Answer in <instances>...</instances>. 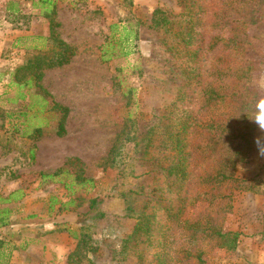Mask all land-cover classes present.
<instances>
[{"label":"rangeland","instance_id":"obj_1","mask_svg":"<svg viewBox=\"0 0 264 264\" xmlns=\"http://www.w3.org/2000/svg\"><path fill=\"white\" fill-rule=\"evenodd\" d=\"M32 1L25 0L21 7L29 30L21 36L9 31L1 33H5L6 43H24L43 50L49 33L48 20L43 12L51 6L41 5L39 1L32 5ZM51 1L54 19L58 23L55 32L65 43L75 47V54L68 64L43 72L40 85L49 96H37L33 91L22 90L24 98L17 101L11 88L7 99L16 101L2 102L4 107L10 106L3 111L12 113V116L16 114L22 123L18 124L16 132L6 127L3 132L6 134L0 136V178L8 179L6 183L9 179H17L18 185L16 191L9 192L4 185L0 186V196L13 194L23 198V203L16 208L22 211L19 221L17 219L20 226L16 230L11 228L6 234L4 263L66 264L76 243L72 233L77 235L81 227L90 237L92 250L78 264H138L135 252L126 255L120 251V245L134 228L137 212L133 213L131 209L136 207L133 208L136 211L142 201L137 196L158 182L148 172L146 156L141 154L146 137H150L151 127L153 132H159L160 122L169 117L167 109L178 108L179 112L187 107L205 105L200 117L211 115L217 128L239 130L246 138L244 162H235L233 173L245 181L249 190L233 191L224 214L216 206L208 210L204 200L194 198L201 191L196 188V176L201 174L202 168L203 173H208L214 165L209 161L208 146L204 151L203 146L198 147L206 142V132L201 138L196 135V140L191 143L192 150H189L195 175L187 185L188 194L193 198L174 220L179 228L176 241H179V247L184 245L186 224L196 219L202 222V217L210 214L211 219L220 223L222 233L235 232L237 237L232 249H226L227 244L223 241L214 243L211 240L202 245L201 264H264L261 230L264 157L258 154L253 142L260 133L249 120L256 102L264 98V90L257 86L264 77V0L254 1L252 13L255 12L258 20L241 27L243 42L231 57L237 66L246 63L245 68L240 76L235 77L236 80L215 81L219 90L227 89L228 93L225 98L218 96L209 102L207 93L192 94L191 97L187 88H181L179 70L162 51L164 43L173 40V32L164 35L150 27V16L155 8L163 10L165 15L178 14L177 0ZM1 10L0 7V23ZM111 25L116 27L110 29ZM121 27L129 31V37L136 36L125 48L128 54L102 61L100 47L106 41L115 42ZM219 33L217 37L224 35ZM34 52L27 53V57ZM115 53H118V47ZM204 57L200 62L203 71L200 77L207 80L205 70L214 67L216 57L211 54ZM224 59L226 61L228 57ZM216 68L219 67L216 65ZM184 94L186 96L182 97ZM42 98L67 109L63 135L53 134L54 115ZM36 129H40L37 136ZM116 137L118 143L111 157L113 161L105 164ZM221 149L224 152L221 156L227 157L231 146ZM5 150L13 151L8 153ZM221 156L217 155L216 163ZM66 159H76L77 162L70 161L62 167ZM58 168L65 172L62 171L53 181L42 180L39 176V173H51ZM78 169L81 178L88 182L72 181L71 173ZM93 198L94 205L88 208V201ZM59 206L61 210L57 211ZM14 209L6 208L9 211ZM177 243H174V249ZM186 258H179L181 264H196Z\"/></svg>","mask_w":264,"mask_h":264},{"label":"trees","instance_id":"obj_2","mask_svg":"<svg viewBox=\"0 0 264 264\" xmlns=\"http://www.w3.org/2000/svg\"><path fill=\"white\" fill-rule=\"evenodd\" d=\"M38 1L41 5L51 6L50 9L43 12L44 17L48 20L49 31L46 49L37 50L26 58L24 63L14 71L13 83L25 92L33 91L37 96H41V94L42 96H49L40 85L43 72L68 64L75 54V47L65 43L55 32L54 27L58 23L54 19L53 2L51 0ZM254 1L177 0L179 12L174 16L165 15L163 10L157 8L152 11L150 27L156 31H161L162 34L173 32V40L164 43L165 47L162 51L168 55L172 64L179 70L182 80L181 88H187L191 97L192 94L207 93V102L218 96L225 98L228 90H219L215 81L221 79L236 80L235 77L240 76V72L245 68L246 63L237 66L231 61V57L238 51L243 42V35L240 33L241 27L247 22L251 23L258 20L255 12L254 15L252 13V7L255 6ZM115 27L116 25H111L110 29ZM219 32H223L224 35L217 37ZM164 35H162L163 38ZM135 37V34L133 37H129V31L121 27L115 42L109 40L100 47L101 60L108 61L113 57L128 54L125 48L129 40L135 39ZM110 43H117V45L113 46ZM117 47L118 53H115ZM205 54L216 57L213 63L214 67L209 69L207 67L205 70L204 76L209 78L207 80L200 77V74L203 73L200 62L205 59ZM224 57H228V59L225 61ZM216 65L219 67L218 69ZM203 81L206 83L203 84ZM195 87H197L196 90L191 91ZM206 88L210 90H206ZM178 89L180 87L176 90L178 91ZM184 96L186 94L182 97ZM23 98L24 94H22ZM177 98L179 99L180 95ZM42 100L54 115L53 127L55 130L53 134L56 136L63 135L67 109L53 102L45 101L43 98ZM226 100L228 103V97ZM203 107L192 109L187 107V109L179 111L180 114L178 108L167 109L166 114L169 117L160 122L159 132H153L151 127L150 137H146V144L141 154L143 157L146 156L148 172L158 182L137 196L142 201L139 207L137 206L136 211L133 209L136 207L131 209L133 213L137 212L134 218L136 221L134 228L120 245V251L126 255L133 254L132 251L135 252L138 264H181L179 258L187 259L186 257L194 260L196 264H201L199 254L204 247L202 245L207 242L211 240L214 243L223 241L227 244L226 249H232L235 245L237 233H222L220 223L211 219L210 214L204 215L202 222H200L201 219H196L186 224L184 235L186 240L181 247H179V241L177 243L175 237L176 230L179 228L174 220L186 203L193 198L188 194L187 185L195 175V167H192L189 150H192L191 143L196 140V135L201 138V134L206 132V142L203 141L198 147L203 146L202 150L204 151L208 146L209 161L214 162V165L208 170V173H203L202 168L201 174L196 176V184L200 186L196 185V188L201 191L196 193L194 198L204 200L208 205V210L216 206L224 214L231 202L233 191L249 190L245 186V181L233 173L234 163L244 162L246 138L239 133V130L231 131L227 127L217 128L211 119V115L206 114L200 117L201 111L204 110ZM39 131L40 129H36L35 136L39 134ZM125 141L128 142L129 140ZM117 143L118 138L116 137L108 151L105 164L113 161L111 157ZM228 145L231 146L229 155L227 157L221 156L224 155L221 148ZM27 152L31 158V151L28 149ZM217 155L221 157L220 161L216 163ZM70 161L77 162L76 159H66L62 167H66ZM62 171L65 172L63 168H58L51 173H39V176L42 180H52L59 176ZM71 179L80 184L88 182L87 179L81 178L80 169L71 173ZM11 195H8V200ZM94 202L95 198L90 199L88 208H91ZM60 206L57 211L61 210ZM127 210H130L129 207ZM261 230L264 235V216ZM72 237L76 243L67 256L66 264H72L73 259L76 260L74 264H78L82 258H85L86 253L92 250L90 237L83 231V228H79L77 235L72 233ZM205 239L206 242H204ZM174 243L178 244L175 249Z\"/></svg>","mask_w":264,"mask_h":264},{"label":"crops","instance_id":"obj_3","mask_svg":"<svg viewBox=\"0 0 264 264\" xmlns=\"http://www.w3.org/2000/svg\"><path fill=\"white\" fill-rule=\"evenodd\" d=\"M24 1L25 0H2V4H0V7L2 8L0 23V129H2V131H0V136L2 134H6L3 133L4 130L7 129L6 127H9L16 132L18 124L22 123L21 120H17L16 114L12 116V113L3 111L5 110L4 108H10V106L5 105L7 107H4L2 102L3 100L4 103L7 101H16V99L13 101L7 99L11 88L14 90L15 96L18 98L17 101H21L23 91L13 83V73L24 63L27 58V53L34 52L39 49L33 48L32 46H25L24 43H6V40L8 39L6 38L5 33L2 34L5 31H9L13 32L15 35L21 36V33L29 30V28L25 26L27 24V17L24 16L25 13L21 10V7L24 6ZM37 2L38 0H33L32 5H35ZM15 105L16 104H14V106ZM12 117H14V120ZM4 137L6 138V136ZM12 151L8 152L5 150V152L8 153H12ZM6 180L8 179L0 178V186L4 185V188H6L8 192L16 191L18 189L17 179H9V182L7 183ZM12 195L9 197V200L7 195L0 196V264H5L4 260L7 250L6 234L11 228H13L11 230H16L17 226H20V223H17V219L19 221V218L22 216L21 209L17 211L16 208L23 203V198H21V195L17 196L16 193V196ZM6 206L14 207L15 209L9 211L6 210ZM6 213H9L10 216Z\"/></svg>","mask_w":264,"mask_h":264},{"label":"clouds","instance_id":"obj_4","mask_svg":"<svg viewBox=\"0 0 264 264\" xmlns=\"http://www.w3.org/2000/svg\"><path fill=\"white\" fill-rule=\"evenodd\" d=\"M257 86L264 90V77H262L258 82ZM258 129L260 135L254 137V144L257 148L258 154L264 157V98L259 99L255 104L254 114L251 119H249ZM47 227H51L50 225Z\"/></svg>","mask_w":264,"mask_h":264}]
</instances>
